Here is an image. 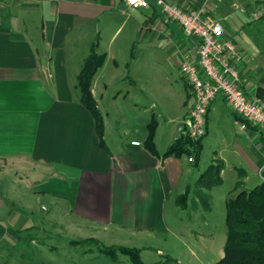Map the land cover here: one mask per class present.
<instances>
[{"label":"crops","instance_id":"crops-1","mask_svg":"<svg viewBox=\"0 0 264 264\" xmlns=\"http://www.w3.org/2000/svg\"><path fill=\"white\" fill-rule=\"evenodd\" d=\"M153 1L147 8H132L124 0H0V179H8L7 170L24 169L22 161H26V166L37 164L49 170L51 178L60 176L68 181L72 189L66 191L64 198L68 199L71 218L84 227L80 231L89 232L83 239L96 240L101 245V240L107 239L115 241L113 246L122 247L120 240L136 237L146 241L170 232L165 214L168 202L188 191L193 174L201 173L199 159L190 161L188 155H166L171 146L187 139L181 134L180 123L167 140L159 134L160 125L156 127L153 153L145 145L149 134L145 127L154 120L146 119V125L138 128L136 135L130 129L120 130L116 124L108 123L97 104L104 119L102 144L91 112L78 98L77 77L94 45L100 53L102 40L107 44V50L101 52L106 56L100 71L110 57L114 58L112 46L122 32L125 35L119 52H124L134 35L141 32L148 35V43L163 38L173 44L171 53L196 60V43L183 38L184 34L176 30L173 21ZM167 1L183 8L204 7L206 13L223 24L226 37L241 49L243 58L235 65L246 93L252 100L262 102L264 54L254 38L257 33H246L245 24L234 14L219 13L223 0ZM232 6L236 12L244 11L236 2ZM255 17L264 18V12L259 14L254 9L245 19L251 25ZM99 73L107 80L119 76L115 71H97L91 84L95 100ZM129 73L134 82L136 72ZM106 83L103 86L107 89L110 84ZM186 85L185 92L179 87L174 92L179 97L175 101L179 102L182 119L194 105L191 88ZM229 109L222 97L209 105L199 157L206 137L210 132L215 137L219 124L226 121L237 139L229 140V147L224 145L227 137L223 139L216 165L232 167L245 176V169L255 174L264 172V132L245 126ZM141 121L140 117L136 119L138 125ZM129 132L131 136H127ZM9 186L5 181V193L0 196V264H40L38 256L48 254L54 246L49 244L47 251L48 247L38 238L50 240V234H22L39 222L31 211L12 210L10 201L14 200L7 203L5 199L14 188ZM17 215L24 220L22 223H6ZM158 253L165 255L161 249Z\"/></svg>","mask_w":264,"mask_h":264},{"label":"rangeland","instance_id":"rangeland-1","mask_svg":"<svg viewBox=\"0 0 264 264\" xmlns=\"http://www.w3.org/2000/svg\"><path fill=\"white\" fill-rule=\"evenodd\" d=\"M234 2L238 3L247 13L236 12L237 10H234L232 6ZM221 4L222 9H218L219 13L234 14L235 19L239 18L245 24L246 33L248 32L251 36H255L254 34L257 33L254 38L258 49L264 54V18L255 17L251 25L245 19L254 13V9L257 13L262 14L264 0H223ZM173 23L177 27L176 30L181 35L184 34L183 38H187L189 41L193 40L180 29L176 22L173 21ZM140 33L134 35L133 41L131 40L130 46H127L124 52H119L118 49L125 33L122 32L118 35L112 46L111 55L116 60L110 57L104 68L98 72L112 74L115 71L119 73V76L115 80L114 78L107 80L100 77L102 74H97L96 80L100 83L96 101L109 119L108 123L116 124L118 129H130L138 135L136 130L144 128L146 119L154 120L145 129L150 131L151 125L154 124L156 127L160 125L159 134L163 140H167L183 120L180 116L179 102L175 101L179 97H175L174 92L175 90L178 92V87L185 92L187 87L186 78L182 75L181 67H179L185 58L180 53H171L173 44H169L163 38H154L151 43H148V35ZM104 41L102 40L100 43V53L107 50V44ZM129 72H136L134 82L128 76ZM93 81L94 79H92ZM106 82L110 84L107 89L103 86L107 85ZM139 117L143 121L140 125L136 122ZM173 118L175 120L169 121ZM234 132L231 130V125L225 121L219 124L218 130L215 131V137L212 132L209 133V137H206L204 151L197 162V164L200 162L201 173L196 174L197 169H195L192 183L188 187V195L185 194L186 191L181 194L182 196L179 195L184 196L186 200L179 201V204L180 197L177 195L173 199L174 201L171 199L166 206L165 214L171 231L146 241L131 237L126 241L120 240L122 242L119 243L122 247L113 246L115 241L111 242L107 239L101 240L102 245L96 243L92 246L86 242L78 241L84 240L82 237L89 232L87 230L80 231L84 227L75 223L74 218H71L72 213L68 199L64 198L66 191L71 192L72 189L69 182L60 176L53 175L51 178V172L37 164L29 163V166H26V161H22L24 169L16 172L7 170L6 178L8 179H0V196L4 195V182L8 180L9 187L14 186V188L13 191H9L8 197L5 198L6 202L14 200L10 201L12 210L14 208V210L31 211L33 217L36 216L39 222L28 233L24 231L22 234H50V240L38 238L41 244L45 243L44 245L48 247L47 251L50 250L49 244L54 246V249L50 250L48 254L38 256V259H41L40 264H134L129 256L118 253L117 248L137 249L144 264H213L219 261L224 254L227 238L225 212L227 200L240 189L253 188L264 179L262 171L255 174L253 171L245 169L247 173L245 176V174H239V171L232 167L227 169L221 165L219 169L210 168V165L219 164L218 155L221 154L223 139L227 137V143L224 145L228 147L229 140L237 139L234 137ZM131 135V132L127 134V136ZM229 156L232 160L234 159L232 154ZM224 165L228 167L227 163ZM217 176L221 177L220 182L208 188L206 183ZM199 185L202 186V194H208L207 199L201 195ZM62 196L63 199H61ZM54 198L56 199L54 200ZM67 220L70 223H66ZM22 221H24L22 217L18 216V218H9L6 223L15 225ZM134 244L135 246H131ZM104 247L117 250V258L113 260L111 256L105 254L101 250ZM158 249H161L165 255L159 254ZM11 251V254L14 255L13 250ZM50 261L52 263H49Z\"/></svg>","mask_w":264,"mask_h":264},{"label":"built area","instance_id":"built-area-1","mask_svg":"<svg viewBox=\"0 0 264 264\" xmlns=\"http://www.w3.org/2000/svg\"><path fill=\"white\" fill-rule=\"evenodd\" d=\"M167 19L196 43V60L186 59L179 65L194 98L193 108L180 123L181 134L197 144L205 136L209 105L218 97L225 99L235 114L264 132V100L248 97L237 62L241 49L226 37L223 24L206 13L204 7L183 8L167 0H154ZM128 7L147 8L150 0H124ZM245 125V124H244ZM246 126V125H245ZM139 145V141H133ZM188 160L193 161V157Z\"/></svg>","mask_w":264,"mask_h":264},{"label":"trees","instance_id":"trees-1","mask_svg":"<svg viewBox=\"0 0 264 264\" xmlns=\"http://www.w3.org/2000/svg\"><path fill=\"white\" fill-rule=\"evenodd\" d=\"M105 56L104 53H99L94 45L91 53L84 61L76 83L79 89L78 98L88 111L91 112L98 133L97 137L100 138L102 144L104 136V119L98 108L97 102L93 97L91 83L95 73L103 66ZM237 118L239 119V116ZM239 121L249 128H256L251 123H245V120L242 118H240ZM155 130L156 126L154 124L151 125L149 134H147L148 137L145 141L146 148L153 153L155 152ZM201 140L198 141L197 144H194V142L187 137L184 142L171 146L172 148L166 152V155H188L189 157H193V160L198 159L201 153L199 146ZM212 167L219 169L220 165H210V168ZM220 179L221 177L217 176L216 178L211 179L210 182H207L206 186L210 188L213 184L220 182ZM201 187L202 186L199 185V191L201 195L207 199L208 194H202ZM185 194L188 195V191H186ZM181 196H179L180 199H178L179 204L186 200L184 196ZM225 212L227 238L224 245V254L219 261L213 264H264V179L253 188L240 189L237 191L233 197H230L227 200ZM78 241L86 242V244L91 242L92 244L97 243L96 240L90 239ZM92 244L88 245L91 246ZM101 250L108 256H111L113 260L117 258L116 255L118 250V253H121V255L124 254L129 256L134 264H144L140 258L139 251L135 248H117V250H114V248L104 247L101 248Z\"/></svg>","mask_w":264,"mask_h":264},{"label":"snow or ice","instance_id":"snow-or-ice-1","mask_svg":"<svg viewBox=\"0 0 264 264\" xmlns=\"http://www.w3.org/2000/svg\"><path fill=\"white\" fill-rule=\"evenodd\" d=\"M133 2H135V0H133Z\"/></svg>","mask_w":264,"mask_h":264}]
</instances>
